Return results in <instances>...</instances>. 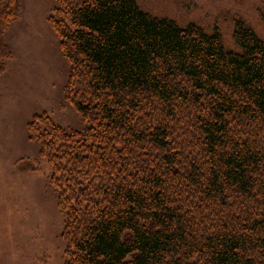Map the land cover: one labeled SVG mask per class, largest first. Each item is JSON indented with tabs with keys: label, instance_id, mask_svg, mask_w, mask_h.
<instances>
[{
	"label": "trees",
	"instance_id": "1",
	"mask_svg": "<svg viewBox=\"0 0 264 264\" xmlns=\"http://www.w3.org/2000/svg\"><path fill=\"white\" fill-rule=\"evenodd\" d=\"M19 0H0L5 34ZM65 101L26 126L63 218V264H264V38L179 24L138 0H56Z\"/></svg>",
	"mask_w": 264,
	"mask_h": 264
},
{
	"label": "rangeland",
	"instance_id": "2",
	"mask_svg": "<svg viewBox=\"0 0 264 264\" xmlns=\"http://www.w3.org/2000/svg\"><path fill=\"white\" fill-rule=\"evenodd\" d=\"M145 10L220 30L232 46L233 20L242 19L264 38V0H138ZM21 18L5 34L13 60L0 76V264H63V218L49 187L50 170L17 169L38 159L39 145L26 126L48 113L67 130H82L79 115L65 101L68 65L48 18L56 0H19Z\"/></svg>",
	"mask_w": 264,
	"mask_h": 264
}]
</instances>
